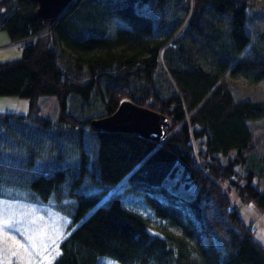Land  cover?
Here are the masks:
<instances>
[{"label":"trees","instance_id":"obj_1","mask_svg":"<svg viewBox=\"0 0 264 264\" xmlns=\"http://www.w3.org/2000/svg\"><path fill=\"white\" fill-rule=\"evenodd\" d=\"M169 1L73 0L46 24L33 0H0V30L22 42L20 58L0 62V96L26 98L30 108L0 113V138L17 117L23 151L31 153L14 169L3 160L16 156L0 149V198L53 202L72 214L76 226L51 264H264L256 227L231 196L264 213V177L244 154L264 150V125L258 143L249 125L264 123V100L237 101L227 80L264 81V22H256L264 21V7L175 0L187 17L160 37ZM149 5L159 7L156 15ZM84 67L85 76L75 71ZM47 96L57 100L55 120L41 114ZM124 101L167 116L166 138L94 127ZM126 180L131 194L146 196L155 231L123 196L104 200ZM66 184L94 192L69 193Z\"/></svg>","mask_w":264,"mask_h":264},{"label":"rangeland","instance_id":"obj_2","mask_svg":"<svg viewBox=\"0 0 264 264\" xmlns=\"http://www.w3.org/2000/svg\"><path fill=\"white\" fill-rule=\"evenodd\" d=\"M253 8L261 11L264 7V0H252ZM156 1H151V5L155 4ZM146 11L150 14L156 15L157 9L159 7L146 6ZM252 8V7H251ZM261 13H258L259 16ZM164 22L158 30V35L160 37H165L173 29L175 30L177 26L182 23L187 17V11L181 6H177L175 0H170L167 5L163 7ZM256 22L263 23L264 21L257 17ZM254 24L251 22L249 24L252 27ZM251 30V29H250ZM255 33V31H253ZM8 42V44H6ZM15 46L16 51H11V47ZM22 42H11L8 34L4 30H0V62L9 61L13 59H18L21 57L17 56V51H21ZM6 54H5V53ZM14 54H13V53ZM9 55V57L7 56ZM202 61L204 65H208L206 58L202 56ZM205 61V62H204ZM81 75L85 76L88 73L87 67L82 70H76ZM232 84L233 94L237 101H259L264 100V81L259 84H251L250 82L239 79L231 80L227 79ZM72 98V97H71ZM70 98V99H71ZM71 100H69L70 102ZM93 104H90L87 108L91 109ZM41 114L51 120H55L58 116V104L54 96L42 97L40 99ZM0 113L4 115L6 113L12 114H24L30 113L29 101L26 98H20L15 96H0ZM10 126L5 127V132L2 134V145L0 142V149H5L9 155H15V160L8 161L3 160V163L9 166L14 165L12 168L15 169L28 159L31 155L30 150L23 151L24 140L23 133L18 126L19 119L17 117H10L7 119ZM249 125L252 127L253 131V143H258L260 141V136L263 133L261 120L249 121ZM9 140V147L3 145L8 144L6 141ZM2 146V147H1ZM18 152V154H17ZM247 157L246 166L250 167L254 171H257L260 177H264V165L261 161V157L264 156V150L257 152H246L244 153ZM235 154L233 153V155ZM223 161L225 159L223 158ZM240 171H243L242 166H239ZM260 184H262L261 180ZM69 184L65 185L66 191H84L87 194L94 192L93 190H88L87 185L76 186L68 188ZM87 190V191H86ZM134 188L130 186V183L126 180L123 181L118 187L105 193L104 200L108 199L111 195L123 196L121 200L123 204L131 209L138 212L144 211L148 218L151 220V231H155L157 222L154 217L148 212L150 208L146 203V196L143 194H131ZM21 192H5L6 195H20ZM131 194V195H130ZM232 199L240 211L243 219L247 223H252L256 227V237L259 242L264 245V213L257 209L252 203L242 202L235 192L232 193ZM23 197H25L23 195ZM75 200V204L77 199ZM71 200H66V203H70ZM101 200L97 205L103 204L106 201ZM108 201V200H107ZM53 202L48 204L31 203L26 199L15 198L13 200L8 198H0V264H50L54 259L52 257L56 256V251H59V244L62 240L74 229L76 225L73 224L72 214L64 213L62 211L58 212L54 208ZM144 208L147 210L145 211ZM94 208L90 210L89 213L93 211ZM89 213L87 215H89ZM143 213V214H144ZM35 244V247H32ZM58 246V248H57ZM15 253V254H13ZM47 256L48 260L44 257Z\"/></svg>","mask_w":264,"mask_h":264},{"label":"water","instance_id":"obj_3","mask_svg":"<svg viewBox=\"0 0 264 264\" xmlns=\"http://www.w3.org/2000/svg\"><path fill=\"white\" fill-rule=\"evenodd\" d=\"M37 5L35 15L46 24L61 17L73 0H33ZM95 128L104 131L136 133L152 141H163L168 133L170 120L167 116L137 106L130 101L120 104L110 116L93 121Z\"/></svg>","mask_w":264,"mask_h":264},{"label":"snow or ice","instance_id":"obj_4","mask_svg":"<svg viewBox=\"0 0 264 264\" xmlns=\"http://www.w3.org/2000/svg\"><path fill=\"white\" fill-rule=\"evenodd\" d=\"M32 247H35V244H32ZM57 248H58V246H57ZM13 254H15V253H13ZM60 254H61V253L57 250V251H56V256H59ZM44 259H45V260H48V257L45 256ZM52 259H55V257H52ZM49 264H50V262H49Z\"/></svg>","mask_w":264,"mask_h":264},{"label":"crops","instance_id":"obj_5","mask_svg":"<svg viewBox=\"0 0 264 264\" xmlns=\"http://www.w3.org/2000/svg\"><path fill=\"white\" fill-rule=\"evenodd\" d=\"M8 43H10V42L7 41L6 44H8ZM11 49H12L11 51H14V52L16 51V47H15V46H12ZM20 52H21V51H17V56H18V55L20 56ZM4 53H5V52H4ZM12 53H13V52H12ZM5 54H6V53H5ZM13 54H14V53H13ZM7 56L9 57V55H7ZM19 56H18V57H19Z\"/></svg>","mask_w":264,"mask_h":264},{"label":"built area","instance_id":"obj_6","mask_svg":"<svg viewBox=\"0 0 264 264\" xmlns=\"http://www.w3.org/2000/svg\"><path fill=\"white\" fill-rule=\"evenodd\" d=\"M252 231H254V229H252Z\"/></svg>","mask_w":264,"mask_h":264}]
</instances>
